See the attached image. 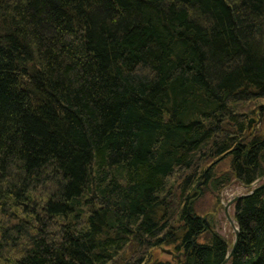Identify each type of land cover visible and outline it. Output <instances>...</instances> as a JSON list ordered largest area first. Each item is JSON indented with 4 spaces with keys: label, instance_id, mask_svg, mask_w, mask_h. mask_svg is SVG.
<instances>
[{
    "label": "trees",
    "instance_id": "trees-1",
    "mask_svg": "<svg viewBox=\"0 0 264 264\" xmlns=\"http://www.w3.org/2000/svg\"><path fill=\"white\" fill-rule=\"evenodd\" d=\"M260 101L264 0H0V264H264Z\"/></svg>",
    "mask_w": 264,
    "mask_h": 264
},
{
    "label": "rangeland",
    "instance_id": "rangeland-1",
    "mask_svg": "<svg viewBox=\"0 0 264 264\" xmlns=\"http://www.w3.org/2000/svg\"><path fill=\"white\" fill-rule=\"evenodd\" d=\"M257 104H264L262 101L256 103ZM259 106V105H258ZM257 106V107H258ZM253 106L250 105L248 107V111L252 110ZM258 114L262 115V121L261 124L256 126L257 119H258ZM253 118V122L251 123V131L255 134H264V109L259 110L256 108L254 113L250 114L249 119ZM204 166V163L201 164ZM229 168V159H225L222 161V163L219 164V166L216 169V172H221L224 170H227ZM203 174V173H201ZM197 173L196 177L198 178L199 175ZM173 180V179H172ZM171 180V181H172ZM204 179L203 177H200L197 181L196 184H194V189L196 188L198 195L194 198V205H193V211L197 215L204 216V221L208 222L210 224H213L217 231L225 236L228 241L231 243L232 240L234 239V232H233V227L231 226V223L225 216L224 212V206L225 204L233 199L235 196H239L242 193L247 192L248 188L252 187L253 184L250 187H244L237 182H232L229 185L224 186L218 193H211L210 188L207 186H204V188L199 189V187L202 185ZM230 219L233 220V206L230 207L228 210ZM7 217H4L3 215L0 214V226L1 223L4 221H7ZM12 221V220H11ZM10 221V222H11ZM14 222V221H12ZM203 239H201V242ZM155 254L158 255L161 259H172L174 257V254L171 253V250H169L168 247H164L161 249H157L155 251Z\"/></svg>",
    "mask_w": 264,
    "mask_h": 264
},
{
    "label": "water",
    "instance_id": "water-1",
    "mask_svg": "<svg viewBox=\"0 0 264 264\" xmlns=\"http://www.w3.org/2000/svg\"><path fill=\"white\" fill-rule=\"evenodd\" d=\"M253 118H250L248 120V123H247V127L250 128L251 127V123L253 122ZM261 121H262V115L261 114H258V119H257V122L256 123V126L260 125L261 124ZM204 176H205V173H204ZM254 191L251 190L248 194H251L252 192ZM248 194H243V195H239V196H236L234 197L233 199H231L230 201H228L225 206H224V212H225V215L227 217V219L229 220V222L231 223V226L233 227V230H234V241H233V244H232V247L230 249V252L227 254L226 258L224 259V261L221 263V264H227L230 257L232 256L233 252H234V249L236 247V243H237V240H238V228L236 227V225L234 224V221L232 219H230V216H229V213H228V208L231 204H233L236 200H238L239 198L241 197H244L245 195H248Z\"/></svg>",
    "mask_w": 264,
    "mask_h": 264
},
{
    "label": "bare ground",
    "instance_id": "bare-ground-1",
    "mask_svg": "<svg viewBox=\"0 0 264 264\" xmlns=\"http://www.w3.org/2000/svg\"><path fill=\"white\" fill-rule=\"evenodd\" d=\"M202 176H203V179H204V173L202 174ZM191 213H192V212L190 211V209H188V214L191 215ZM193 213H194V212H193ZM194 214H195V216H198V217L200 216V215H197L196 213H194ZM200 217H201V218H200ZM200 217H199V218L202 220L203 225H204V216H200ZM199 239H200V240H201V239H204V237L201 236V238H199ZM193 240H195V238H193L192 241H193Z\"/></svg>",
    "mask_w": 264,
    "mask_h": 264
},
{
    "label": "flooded vegetation",
    "instance_id": "flooded-vegetation-1",
    "mask_svg": "<svg viewBox=\"0 0 264 264\" xmlns=\"http://www.w3.org/2000/svg\"><path fill=\"white\" fill-rule=\"evenodd\" d=\"M207 224H210V223H208V222H206ZM211 226L213 225V224H210Z\"/></svg>",
    "mask_w": 264,
    "mask_h": 264
}]
</instances>
